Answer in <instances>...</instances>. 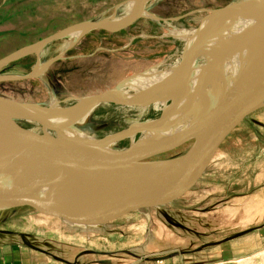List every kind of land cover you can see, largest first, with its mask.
I'll return each mask as SVG.
<instances>
[{
	"label": "rangeland",
	"instance_id": "374dc122",
	"mask_svg": "<svg viewBox=\"0 0 264 264\" xmlns=\"http://www.w3.org/2000/svg\"><path fill=\"white\" fill-rule=\"evenodd\" d=\"M128 1L0 0V58L72 23L123 16L130 12ZM234 1L239 0H149L143 16L116 32L65 35L43 47L41 61L33 51L8 62L0 68V94L62 108L114 85L135 95L130 81L142 73L204 64L201 53L212 37L201 39V52L188 61V39L180 35L199 29L211 10ZM31 66L35 75L22 78ZM129 96L100 101L73 122V130L91 140L115 136L110 145L123 148L144 134L136 125L160 121L165 105L174 103L168 97L158 104H122L139 100ZM18 123L42 133L32 122ZM189 144L154 159L175 156ZM13 241L77 257L81 264H264V107L229 133L195 185L173 202L89 227L22 208L0 210V245Z\"/></svg>",
	"mask_w": 264,
	"mask_h": 264
},
{
	"label": "water",
	"instance_id": "95a60500",
	"mask_svg": "<svg viewBox=\"0 0 264 264\" xmlns=\"http://www.w3.org/2000/svg\"><path fill=\"white\" fill-rule=\"evenodd\" d=\"M148 1L138 0L136 8L120 16L119 22L102 21L114 17L108 16L62 27L3 56L0 68L30 52H38L75 29L86 33L93 29L116 32L125 28L143 16ZM232 34L244 46L247 71L233 85L216 76L213 94L201 115L191 123L179 130L172 127L143 134L123 148L110 145L115 136L91 140L73 130V121L66 122L60 114L36 111L32 103L0 94V134L7 144L6 149L0 150V210L22 208L75 225L103 226L183 196L205 172L229 133L245 117L264 107V0H247ZM227 35L214 57L216 75L225 64L223 54L233 47L227 44ZM205 63L211 64L208 58ZM36 66L22 78L34 76ZM117 88L114 85L81 97L62 109L69 112L91 102L113 101L107 96ZM20 120L38 125L42 133L21 126ZM187 142L190 144L183 152L154 159Z\"/></svg>",
	"mask_w": 264,
	"mask_h": 264
},
{
	"label": "bare ground",
	"instance_id": "6f19581e",
	"mask_svg": "<svg viewBox=\"0 0 264 264\" xmlns=\"http://www.w3.org/2000/svg\"><path fill=\"white\" fill-rule=\"evenodd\" d=\"M246 2L247 0H242L241 2L232 3L227 7L213 10L204 18L203 24L199 29H193L188 34L180 35L188 39V45L186 46L189 49L188 52L192 54H189L190 56L186 58L188 61L193 59L196 52H201V39L206 38L207 36L212 37L211 43L206 45L201 53L210 60L211 64L209 66H206V63L195 66H188L185 64L186 68L181 69L179 66L180 69L177 67V70L175 71L172 69L165 71L160 70V72L156 73L145 72L140 75L138 74L139 76L130 81V85L135 88V95H127L125 93L126 91H124V89L121 90L122 88L119 86V91L115 90L107 97L115 102H118V99L123 95L129 96L132 101V96H134L135 99L139 98V100H135V102L127 103L129 105H143L148 102L151 103V101H154L155 103L159 101L164 102L168 97L174 98V103L172 102L173 105H165L162 111L163 116L160 118V121L147 123L145 120L146 123L144 121V123L139 122L140 124L136 125V127L138 129L140 128L144 134H150L164 128L172 127H178L177 129L179 130L184 124L191 123L195 118L201 115L208 99H210L213 94L215 90L214 87L216 86L214 82L217 78L216 76H219L223 83L233 85L237 78L248 69L244 46L239 41L238 36H230L233 35L232 33L236 32V26L243 13V5H245ZM127 5L129 6V9L132 10L138 5V0H129ZM120 20V17L102 19V21H108L110 23L119 22ZM83 33L84 30L75 29L69 35L73 36L74 39H77L81 37ZM225 35L229 37L226 40L227 44H231L233 47H230L229 50H226L223 54L225 64L221 66L219 73L216 75L213 73L212 65L214 64V57L219 49V43L222 42V38ZM44 67L45 65H41L38 70L41 71ZM176 79L179 81L175 82ZM164 86L165 88H163ZM97 104V102H91L69 112H64L62 107L58 105L44 107L34 104V109L36 111H47L49 114L58 113L66 122H74L87 115ZM136 127H132L129 132L132 134ZM5 147H7V144L0 134V150L6 149ZM113 178L114 181H117L116 176H113Z\"/></svg>",
	"mask_w": 264,
	"mask_h": 264
},
{
	"label": "crops",
	"instance_id": "0c3cea01",
	"mask_svg": "<svg viewBox=\"0 0 264 264\" xmlns=\"http://www.w3.org/2000/svg\"><path fill=\"white\" fill-rule=\"evenodd\" d=\"M42 54L43 47L34 55L41 61ZM26 56L28 55L24 56L25 59H27ZM30 69H33L32 66ZM92 261L95 263L94 258ZM0 264H81V262L77 257L65 259L64 255L60 253H52L41 247L13 241L0 245Z\"/></svg>",
	"mask_w": 264,
	"mask_h": 264
}]
</instances>
